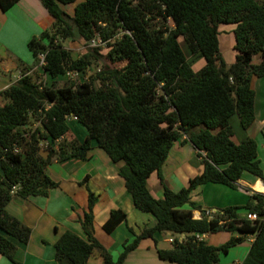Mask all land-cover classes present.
<instances>
[{"label":"trees","instance_id":"1","mask_svg":"<svg viewBox=\"0 0 264 264\" xmlns=\"http://www.w3.org/2000/svg\"><path fill=\"white\" fill-rule=\"evenodd\" d=\"M19 0H0L8 10ZM40 0L52 18L49 27L32 37L27 46L37 62L43 54V71L52 79L69 72L82 73L102 57L124 62L120 68L105 66L90 81L67 80L57 86L35 80L34 71L0 91V253L15 264L16 245L26 243L31 229L7 211L14 196H46L59 183L45 172L47 164L76 158L86 160L93 147L102 149L114 163L135 207L150 213L155 223L144 227L123 244L116 259L94 236L93 207L96 195L88 190V207L79 219L86 239L63 230L54 243L60 264H87L97 251L102 264H124L140 240L155 232L185 234L174 238L172 248L157 249L167 264H220L219 256L243 241L231 236L219 245L197 234L219 231L253 234L240 264H264V193H251L243 206H227L211 217L194 218L188 204L192 190L206 183L238 188L237 180L249 172L261 179L257 143L247 138L235 143L229 122L236 115L242 129L254 120L251 79L264 75V0ZM76 2V3H75ZM75 3L73 13L64 5ZM220 24H234L235 61L227 65L219 47ZM99 37L108 47H87L73 58L65 40L88 42ZM182 37L194 61L192 68L178 42ZM261 61L252 63L254 55ZM98 82V85L94 84ZM82 124L87 135L59 141L69 131L68 119ZM38 122L31 128L30 121ZM29 128V129H28ZM47 141L46 149L41 144ZM59 141L56 148L53 142ZM189 141L201 157L203 170L188 184L173 191L164 184L162 165L174 142ZM17 149V150H15ZM42 151H47L43 156ZM156 172L163 196L154 197L147 179ZM86 174L80 184H84ZM256 213L247 219L239 213ZM126 220L122 209H112L102 228L111 233Z\"/></svg>","mask_w":264,"mask_h":264},{"label":"crops","instance_id":"2","mask_svg":"<svg viewBox=\"0 0 264 264\" xmlns=\"http://www.w3.org/2000/svg\"><path fill=\"white\" fill-rule=\"evenodd\" d=\"M51 22L52 18L40 0H19L6 11L0 9V91L16 82L23 69L27 68V73H31L37 67L32 55L23 57L19 54V49H22L29 39L49 27ZM234 27V24L218 26L220 52L227 65L235 61ZM223 43L232 50L228 57L222 52ZM260 61V54L253 56L252 63L258 64ZM251 87L255 93L254 120L246 129H242L238 117L232 115L229 119L233 129L231 139L235 143L247 138L256 141L257 157L264 173V75L254 76L251 79ZM72 120L77 122L73 117ZM65 138L71 140L77 137L69 129L62 139ZM101 150L93 147L90 157L86 160L71 158L60 162L53 159L47 164L45 172L57 181L59 186L51 188L46 196H14L7 205V211L31 229L26 243L9 237L16 245L14 259L19 264H60L55 258L54 243L65 229L86 239L79 219L88 207L87 188L96 195L93 207L94 236L110 252L113 259L119 256L125 242H130L144 227L155 223L150 213L135 207L122 178L118 175L121 162H112ZM196 152V148L189 141L173 143L162 165L164 184L168 188L179 190L188 184L191 177L203 170L201 157L197 156ZM56 161L65 171L61 176L54 178L48 173V168ZM86 174L89 175L87 181L80 184ZM236 183L238 188L219 183L199 185L190 194L191 201L199 208H191L188 204L182 208L191 209L193 217L200 218L203 211L216 212L227 206H243L251 193H264V188H255L257 183L264 187V179L249 172L242 173ZM147 186L154 197L163 196V186L156 172L148 177ZM117 208L126 213V220L118 224L111 233H107L102 225L108 219L110 211ZM185 236L155 232L153 237L140 240L138 246L128 253L124 264H167L158 257L157 249H170L174 238L182 241ZM231 236H242L243 241L230 247L226 253H221L219 263L240 264L249 250L253 234L229 231L197 234L199 239L214 245L222 244ZM0 264L15 263L0 253ZM87 264H102V258L97 251L92 253Z\"/></svg>","mask_w":264,"mask_h":264},{"label":"rangeland","instance_id":"3","mask_svg":"<svg viewBox=\"0 0 264 264\" xmlns=\"http://www.w3.org/2000/svg\"><path fill=\"white\" fill-rule=\"evenodd\" d=\"M78 1H80V0H77L76 2H78ZM75 3L67 4V5H64L63 7L68 13L72 14L73 13V7H74ZM27 28L29 29V27H27ZM28 29H26V30H28ZM178 42H179L180 46L182 47L183 51L185 52V54L187 55V58L192 62L191 63L192 68L194 70H199L205 63L204 59L202 57H198L194 61V56H192L189 49L187 48L184 39L182 37H179ZM63 45L67 49L70 50L73 58H77V57L81 56L87 49V47L85 46V44L82 41L65 40V41H63ZM101 48H102L101 49L102 54L106 55L109 48L106 47V45H102ZM222 52L224 53L225 57H228L231 54L232 50H230L229 47H227L223 43ZM19 54L22 55L23 57H25L26 55H28V56L32 55V53L30 52V50L27 46V43L22 46V49H19ZM32 57H33V55H32ZM38 57H39V59L37 60V62H35V65L37 67L34 69L35 80H38V81L41 80L47 85H50L52 83V81L54 80L57 86H63L67 80H72L74 82L90 81L92 79H95L96 72H98L100 69L104 68L105 66L120 68L124 64V62H111L107 57H102L96 63H94V64L90 65L88 68H86L82 73H80V72H77L75 74L69 73V74L60 75V76L52 79L43 71V69H42L43 63L41 61L40 55ZM33 61H35L34 58H33ZM94 84L98 85V82L94 81ZM29 124H30L31 128L38 127V122H36L34 120H31ZM68 125H69V129L72 131L74 136L77 137L79 140H83L85 138V136L87 135L86 128L82 124H80L78 122H74L71 117L68 119ZM62 140L63 139L61 138L59 141H62ZM65 140H66V138H65ZM59 141L53 142L54 148L57 147V145L59 144ZM47 144H48V142L44 141L41 144V147L46 149ZM101 151L103 152V150H101ZM46 152L47 151H42L41 154L43 156H45L47 154ZM103 153L105 154V152H103ZM51 159L53 160L54 157H52ZM48 170H49L48 173L51 174V176H53L54 178L61 176L62 174H64V171H65L64 168H61V166L59 164H57V161H56V163L55 162L52 163V165L48 168ZM78 172H80V169L78 170ZM239 212L244 215L246 213V209L240 208Z\"/></svg>","mask_w":264,"mask_h":264},{"label":"built area","instance_id":"4","mask_svg":"<svg viewBox=\"0 0 264 264\" xmlns=\"http://www.w3.org/2000/svg\"><path fill=\"white\" fill-rule=\"evenodd\" d=\"M100 45L102 46V45H104V43H102L101 39L97 36V37L91 39L88 42V44L86 45V47H96V46H100ZM40 57H41V61L43 63V54H40ZM69 73L75 74L77 72H69ZM69 73H67V74H69ZM73 118L75 119V117H73ZM15 150H17V149H15ZM263 209H264V205H263ZM214 213L215 212L214 211H211V210H206V211H203L202 212V214H205V215H207L209 217H211ZM244 216L247 219H250V220H254V219H257L258 218L257 214L256 213H252V212H246L244 214ZM236 264H238V263H236Z\"/></svg>","mask_w":264,"mask_h":264},{"label":"bare ground","instance_id":"5","mask_svg":"<svg viewBox=\"0 0 264 264\" xmlns=\"http://www.w3.org/2000/svg\"><path fill=\"white\" fill-rule=\"evenodd\" d=\"M255 188H256V189H260V190H261V189H263L264 187H263V186H261V185H260V183H257V184L255 185Z\"/></svg>","mask_w":264,"mask_h":264}]
</instances>
